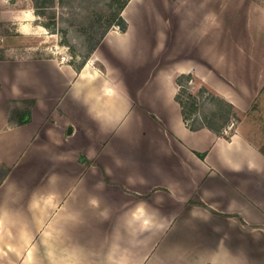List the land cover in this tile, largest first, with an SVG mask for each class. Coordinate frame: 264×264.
Listing matches in <instances>:
<instances>
[{
	"label": "crops",
	"instance_id": "1",
	"mask_svg": "<svg viewBox=\"0 0 264 264\" xmlns=\"http://www.w3.org/2000/svg\"><path fill=\"white\" fill-rule=\"evenodd\" d=\"M209 1L161 15L130 0L127 30L110 29L79 70L9 62L26 88L0 86V264H264V147L246 126L191 130L175 99L182 73L239 110L262 93L264 56L250 48L264 10L197 7ZM244 28L252 40L233 35L225 54ZM7 99L35 100L31 121L10 126Z\"/></svg>",
	"mask_w": 264,
	"mask_h": 264
},
{
	"label": "rangeland",
	"instance_id": "2",
	"mask_svg": "<svg viewBox=\"0 0 264 264\" xmlns=\"http://www.w3.org/2000/svg\"><path fill=\"white\" fill-rule=\"evenodd\" d=\"M150 1L152 4L149 6L157 8V12L161 15L171 14L173 11L172 0ZM251 1L258 10H264V0ZM237 2L238 0H211L207 5L204 4L202 6V4H199L197 7L205 12L209 6L221 9L224 4L229 8V12L233 14V17H238L237 13H235V3ZM5 4L1 8L2 12H0V86L3 94L13 83H16L20 88H26L23 79L19 76V71L22 67L9 62L29 58H54L64 62L79 64L82 61H87L91 56L89 49L99 40L102 32L110 25L113 17L112 13L118 6L119 0H52L42 11L35 9L33 0H7ZM239 7H241L243 15L248 14L246 3L242 5L239 3ZM151 13L156 14L155 12ZM254 20L264 25V17L256 16ZM159 22L160 19L154 17L153 23L156 26H158ZM244 29V32L239 31L236 35L235 33H229L230 38L225 36V54L229 51L230 55L235 54V45L232 46L235 43L231 39L233 35L234 39L236 37L237 47L239 43L246 45L249 40H252L248 37L250 31L247 28ZM256 40L255 48L250 49L252 51L254 49L259 56H264V42L261 39ZM194 41L193 39V43ZM202 42V46L198 44L194 46V55L205 48V40ZM237 52L240 55L246 50L239 47ZM32 72L35 73V70L33 69ZM33 77L38 79L36 75ZM201 81L200 78H197L192 82H185V85L194 89V91L192 90L193 92H196L197 88L202 84ZM46 82H50L49 77ZM261 85L262 93L255 101L253 100L252 106L247 105L244 108H240L241 110L238 114L232 112L231 117L235 115V119L230 118L222 121L218 115L217 119L213 120V124L217 128H221V132L227 135L235 133L240 126H246L249 137L264 147V77ZM198 98L200 97L198 96ZM8 100L11 99L6 100V107ZM12 100H18L19 102L12 104L11 110L15 111L18 109L22 111L27 109L29 106L27 101L31 99H22V102L20 99ZM215 107L224 108L221 102H218ZM200 109L199 112L202 113L210 112L208 108ZM199 112L197 117L200 116ZM190 122L195 123L192 120ZM7 172L8 168L4 164H0V184L6 178ZM2 229L4 230L5 227L2 226Z\"/></svg>",
	"mask_w": 264,
	"mask_h": 264
},
{
	"label": "trees",
	"instance_id": "3",
	"mask_svg": "<svg viewBox=\"0 0 264 264\" xmlns=\"http://www.w3.org/2000/svg\"><path fill=\"white\" fill-rule=\"evenodd\" d=\"M33 1H34L35 9L42 11V9L45 8L52 0H33ZM129 1L130 0H119L118 6L116 7V9H114L112 13L113 17H112V21L110 22V25L102 32L99 40H97V42L89 49L90 55L97 48V46L100 44V42L102 41V39L110 29L118 27L117 29H119L121 32H125L127 30L128 23L125 20V18L122 16V11L127 6ZM85 62L86 61H82L80 64L72 62V64L77 70H79ZM194 79H197V77L191 73L178 74L175 79V83L177 87L175 99L181 106V111L184 121L191 130L209 128L215 133L221 134L222 133L221 128H217L213 124V120L217 119L218 115L220 116L222 121L224 120L226 121L230 118L235 119L236 118L235 115L231 117L232 112H234V114L235 113L238 114L240 110L237 107H235L234 104L229 102L221 94L217 93L215 90H213L209 85H207L203 81H201L202 84L200 85V87L197 88L196 90L197 93L193 92L194 89L186 86L185 82L187 81L192 82L194 81ZM198 96L200 98H198ZM18 102H19L18 100H12V99L7 101L8 120H9V125L12 127L29 123L31 121V110L35 104V100L31 99L30 101H27L29 102V106L27 107V109L22 111L16 109L15 111H12L11 105ZM218 102H221L224 108H218V107L216 108L215 106L218 105ZM200 108H208L210 112H203V113L199 112V110H201ZM198 112L200 116L197 117ZM190 120L194 121L195 123H191Z\"/></svg>",
	"mask_w": 264,
	"mask_h": 264
}]
</instances>
